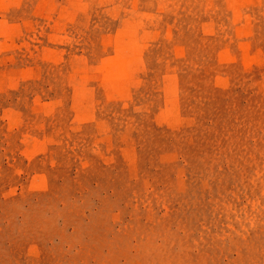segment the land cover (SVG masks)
I'll list each match as a JSON object with an SVG mask.
<instances>
[{
  "label": "rangeland",
  "instance_id": "rangeland-1",
  "mask_svg": "<svg viewBox=\"0 0 264 264\" xmlns=\"http://www.w3.org/2000/svg\"><path fill=\"white\" fill-rule=\"evenodd\" d=\"M0 264H264V0H0Z\"/></svg>",
  "mask_w": 264,
  "mask_h": 264
},
{
  "label": "bare ground",
  "instance_id": "bare-ground-1",
  "mask_svg": "<svg viewBox=\"0 0 264 264\" xmlns=\"http://www.w3.org/2000/svg\"><path fill=\"white\" fill-rule=\"evenodd\" d=\"M10 2V1H9ZM8 6V5H7ZM126 59V58H125ZM113 60V59H112ZM114 66V65H113Z\"/></svg>",
  "mask_w": 264,
  "mask_h": 264
}]
</instances>
